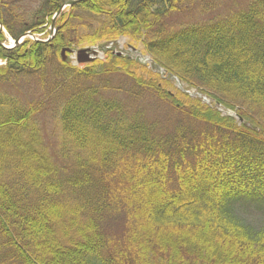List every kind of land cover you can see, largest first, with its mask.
Wrapping results in <instances>:
<instances>
[{
  "label": "trees",
  "instance_id": "1",
  "mask_svg": "<svg viewBox=\"0 0 264 264\" xmlns=\"http://www.w3.org/2000/svg\"><path fill=\"white\" fill-rule=\"evenodd\" d=\"M65 1L40 0L27 21L0 0V23L13 39L42 34ZM209 7L82 0L48 43L0 47V264H264V0L175 22ZM121 38L163 73L110 51L83 69L59 58ZM111 77L127 100L101 94ZM29 78L42 97L26 103L13 95ZM51 101L50 147L35 117Z\"/></svg>",
  "mask_w": 264,
  "mask_h": 264
},
{
  "label": "rangeland",
  "instance_id": "2",
  "mask_svg": "<svg viewBox=\"0 0 264 264\" xmlns=\"http://www.w3.org/2000/svg\"><path fill=\"white\" fill-rule=\"evenodd\" d=\"M252 1L253 0H210L211 7H209V9L206 12L202 13V15L200 13L198 14V11H197L193 13L192 15L189 14V15L177 16L175 18V22L176 23H178V21L185 22L188 18H192V17L195 18L193 22H198L200 24L203 23V25H207V21H210V20L219 22L220 19H225L227 16H229L230 12H237L239 10H245L248 7V5L252 3ZM39 2L40 0H24V1L19 0V3H17L19 9L17 12H19V14H21L24 19H27V21H29V19L33 16L32 14L35 12ZM2 28H3L2 29L3 35L6 38H9L10 36L7 30L4 28V26H2ZM49 28L50 26L47 27L46 30L42 34H33L32 36H27L26 40L33 41V42L36 39H39L41 41L47 40V38L50 37V34H51ZM2 33L0 34V36H2ZM10 38L13 40L12 37ZM9 45L11 44L10 43L6 44V46H9ZM90 48H95V46L90 47ZM132 48H134L135 51H132ZM74 49L77 50V48H74ZM141 50H142V47L140 45H138L135 48L129 43V40H127L126 38L119 39L116 42V44L113 46V51L117 53H121L123 57L130 56L136 60L138 59V57H140L138 53L141 54ZM106 55L107 53L99 54L98 55L99 58L97 57V59H99L100 61H105L107 57ZM143 57H147V56L143 55ZM66 62H68L73 67L75 66L79 67L78 69H83L84 67H86V65H78L75 62V60H73L72 56L70 55L67 56ZM146 63H149V62H144L142 64H146ZM150 63L152 64L151 61ZM4 65H5V59L0 58V67H4ZM151 68H153V66ZM28 81L29 83L23 86L25 82H23V79L19 80L18 82H20L22 85L20 84L17 85L16 91L14 90L15 93L13 95L16 98H19L21 101L26 102V103L32 101L33 98L35 99V101H37L39 98L42 97L39 92L40 89L38 90V88L40 87L38 84H36V79L29 78ZM110 81L111 82L107 85H111V88L107 92H102L101 94L105 98H116L120 100H124L126 98L127 100V96L124 94L123 91L119 92L116 90L117 87H122V85H124V82H123L124 80H120V78L118 77H114V78L111 77ZM182 88L189 92H197L196 90L188 89L185 86H182ZM7 91L13 92L11 87H7ZM54 106L55 104L53 105V101L47 102L45 109L42 110L38 116L35 117V120L37 121V123H39L41 131L43 132L44 142L46 145L48 146L50 145V147L51 145L54 146L55 144V137L51 135L53 120H52L51 113L49 111ZM258 213L259 212L257 211H252V214H248L246 215V217L250 219H259L260 217L256 215ZM110 231L114 234L115 238H121L123 227L119 223V221L118 223L114 222L111 224Z\"/></svg>",
  "mask_w": 264,
  "mask_h": 264
},
{
  "label": "water",
  "instance_id": "3",
  "mask_svg": "<svg viewBox=\"0 0 264 264\" xmlns=\"http://www.w3.org/2000/svg\"><path fill=\"white\" fill-rule=\"evenodd\" d=\"M80 1H82V0H67V1H65V3L60 7V9L55 14L54 19L61 14V12L63 11L64 8L72 6V5H74ZM54 19L52 21L51 29H54ZM0 29H2L1 24H0ZM27 35H29V34H25L22 37H20L18 40L14 41L15 46L19 45L20 40L22 38H25ZM65 52H69V53L72 52L73 53V51H71L69 49H63L61 51L62 61H65V58H64ZM75 55H76V61L78 64H88V63H91L94 61L95 56L97 55V51H95L92 48H85V49H80V50L75 51ZM120 55H121L120 53L117 54V56H120ZM146 61H147V59H146ZM147 66H149V64H147ZM196 96L199 97V94H196Z\"/></svg>",
  "mask_w": 264,
  "mask_h": 264
}]
</instances>
